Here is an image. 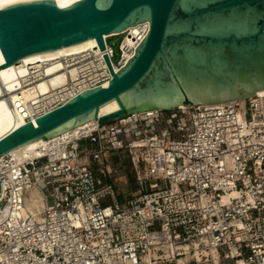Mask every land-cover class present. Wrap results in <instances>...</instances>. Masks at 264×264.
Here are the masks:
<instances>
[{
  "label": "built area",
  "instance_id": "1",
  "mask_svg": "<svg viewBox=\"0 0 264 264\" xmlns=\"http://www.w3.org/2000/svg\"><path fill=\"white\" fill-rule=\"evenodd\" d=\"M149 31L143 22L121 33L117 58L109 35L105 50L55 59L68 80L25 123L107 86L105 56L118 71ZM50 63L31 64V86L51 76ZM256 95L97 120L42 146L44 155L0 157V264H264V94ZM127 150L139 174L120 202L98 173H109L113 151ZM32 186L44 200L37 215L25 212Z\"/></svg>",
  "mask_w": 264,
  "mask_h": 264
},
{
  "label": "water",
  "instance_id": "2",
  "mask_svg": "<svg viewBox=\"0 0 264 264\" xmlns=\"http://www.w3.org/2000/svg\"><path fill=\"white\" fill-rule=\"evenodd\" d=\"M143 22L150 31L107 86L86 89L64 105L0 138V157L92 120L109 123L151 109L172 110L241 100L264 90V0H26L0 8V69L90 44ZM119 108L101 114L105 105ZM3 182L0 179V197Z\"/></svg>",
  "mask_w": 264,
  "mask_h": 264
},
{
  "label": "bare ground",
  "instance_id": "3",
  "mask_svg": "<svg viewBox=\"0 0 264 264\" xmlns=\"http://www.w3.org/2000/svg\"><path fill=\"white\" fill-rule=\"evenodd\" d=\"M26 1V0H0V8L11 5L13 3ZM60 6L66 7L78 0H56ZM136 26H132L134 29ZM109 35H106L108 37ZM94 41L90 44L79 46L72 49H66L61 47L58 49V53L48 56H41L32 59H22L18 64H11L7 67L0 69V138L10 133L15 128L23 125L26 122L27 117L33 115L37 111L39 104H36L39 99H49L48 96L51 92L58 87L65 84L68 80V75L63 73H56L60 68L61 64L56 61L58 57L62 55H68L77 53L79 51L93 48L95 50L99 49L98 41L93 38ZM112 41V40H111ZM132 39L127 37L124 41L125 45H131ZM45 61H51L47 65V73L51 75L47 79L37 82L31 86L28 83V75L31 74V64L33 63H43ZM5 62V57L0 48V64ZM55 73V74H54ZM258 93L264 94V90ZM244 100V99H241ZM235 100L223 101L218 103H212L207 105H222L227 102ZM119 108L117 101H113L101 109V114H105L114 111ZM185 108V107H183ZM97 120H92L86 125H92ZM83 126V125H82ZM80 127L71 129L70 131L54 137L52 139H39L33 141L27 145H24L10 154L13 155L17 160H24L27 158H32L36 156L44 155L42 146H45L46 150L50 147L47 146L48 143L57 144L58 141L63 138H74L79 132ZM5 191L0 197V201L3 198ZM44 205V200L42 197L41 190L38 186H32L30 188V194L27 197V205L25 212L31 211V213L37 215L42 210ZM142 264H150L149 262H144Z\"/></svg>",
  "mask_w": 264,
  "mask_h": 264
},
{
  "label": "rangeland",
  "instance_id": "4",
  "mask_svg": "<svg viewBox=\"0 0 264 264\" xmlns=\"http://www.w3.org/2000/svg\"><path fill=\"white\" fill-rule=\"evenodd\" d=\"M123 37L124 34L112 35L109 39L110 43L115 47L116 58L119 56L120 41ZM133 158L134 153L132 150H127L125 152L113 151L107 159L109 173H106V175L104 173H98L101 178L114 185L117 189L118 200L120 202H124L129 196L136 192V175L139 173L131 171ZM143 166H145V164ZM115 169L118 171L116 172Z\"/></svg>",
  "mask_w": 264,
  "mask_h": 264
}]
</instances>
